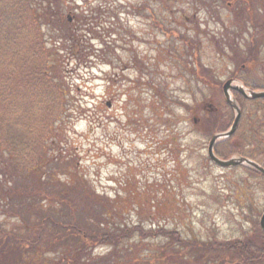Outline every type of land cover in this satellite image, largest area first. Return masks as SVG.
Returning a JSON list of instances; mask_svg holds the SVG:
<instances>
[{"label": "rangeland", "instance_id": "1", "mask_svg": "<svg viewBox=\"0 0 264 264\" xmlns=\"http://www.w3.org/2000/svg\"><path fill=\"white\" fill-rule=\"evenodd\" d=\"M68 2L65 19L91 11L96 16L99 8L118 21L111 18L112 25L105 27L112 35L104 27L95 29V38L85 35L76 54H71V45L64 40L62 52L68 60L64 76L71 93L65 115L56 125L55 143L47 142L45 161L50 160L45 170L65 185L55 183L54 187H62V195L66 191L68 195L59 205L50 187L51 211H64V221L74 217L97 227L106 220V227L127 230V234L135 231V237L122 238L113 250L133 247L141 232L159 227L201 239L213 234L233 238L248 229L243 216L249 209L242 210L238 201L247 205L252 200L262 212L264 178L250 176L243 166L213 163L206 156L211 136L193 121L190 109L195 108L201 118L219 121L215 133L226 130L225 125L229 128L235 111L224 106L228 104L221 88L228 74L210 77L211 68H238L243 78L237 83L247 86L255 78L264 85V40L258 47L251 35L233 33L240 23L237 18L247 16L240 3L227 0L225 6L212 5L211 16L196 7L195 21L191 0ZM247 3L251 15L264 12L256 3ZM236 6L240 8L237 18ZM219 19L226 20V36ZM256 47L261 50L256 60L246 59ZM234 98L238 103V97ZM202 101L201 107H195ZM209 101L218 113L204 110ZM240 112L229 145L264 164L260 140H264V100L244 102ZM22 128L11 127L3 137H17ZM59 151L61 156L54 158ZM0 221L7 229L21 225L9 215ZM163 241L156 237L146 242ZM111 247L95 245L93 254H107Z\"/></svg>", "mask_w": 264, "mask_h": 264}, {"label": "trees", "instance_id": "2", "mask_svg": "<svg viewBox=\"0 0 264 264\" xmlns=\"http://www.w3.org/2000/svg\"><path fill=\"white\" fill-rule=\"evenodd\" d=\"M210 1L196 0L198 9L208 6ZM250 1L264 10V0ZM68 3V0H0V217L9 215L18 218L21 224L7 229L0 221V264H264V232L258 219L263 211L252 200L247 205L238 201L242 210L245 206L249 209L246 217L243 216L249 226L236 237L220 238L213 234L205 239L196 235L186 238L177 230L159 227L152 232L138 230L141 235L137 244L125 250H113V247L124 237H135L134 230L127 234V230L106 227L109 225L104 224L106 220L99 221L97 227L74 217L64 221V211H51L50 187L56 191L55 201L59 205L66 202L68 195L67 191L61 193L65 185L45 170L50 160L45 161L47 142L55 143L59 131L56 125L65 115L71 93L64 76L68 69V60L62 52L64 40L70 43L71 54H76V46L81 48L85 35L95 38L96 28L107 30L105 27L118 21L113 15L99 12V8L96 16L91 11L65 19ZM236 3H240L247 16L237 18L240 23L234 26L233 33L240 37L251 35V41L255 38L259 47L264 40V12L257 17L252 10L250 15L247 0ZM109 30L107 34L112 35ZM234 44L239 46V42ZM260 51V48L252 50L246 59L256 60ZM199 78L203 80L202 76ZM238 99L242 108L244 102H258L264 97ZM195 104L201 107L204 103ZM190 109L193 121L199 123L208 137L214 134V125L219 121L201 118L195 108ZM11 127H23V130L17 131V137L4 138V131ZM229 143L227 138L216 144L217 156L246 155ZM238 166H243L250 176L264 178L252 167ZM55 183L62 187H54ZM156 237L164 241L146 242ZM99 244L110 245L112 249L95 256L93 249Z\"/></svg>", "mask_w": 264, "mask_h": 264}, {"label": "water", "instance_id": "3", "mask_svg": "<svg viewBox=\"0 0 264 264\" xmlns=\"http://www.w3.org/2000/svg\"><path fill=\"white\" fill-rule=\"evenodd\" d=\"M230 82L231 81L228 80L224 83L222 92L224 94L227 104L231 106L235 111L234 119H233V122H231L232 123L231 126L227 130L222 131L221 133L217 132L211 136L208 142V146H207V156L217 166L233 167L236 165L244 164L246 166H249V167H252L258 170L264 175V167H262L260 164H257V162L255 161L253 162V160L249 158H246L244 156H231L229 158L223 159V158L218 157L214 153V144L229 138L233 134V132H235L237 125L239 123L240 117H241L240 107L238 103L235 102L236 100L234 99L232 93L229 91V88L232 87L245 98H251V99L260 98L261 99L264 97V90H251V89L249 90V88L245 87L240 82H238L236 85H230ZM259 225L264 232V211L260 215Z\"/></svg>", "mask_w": 264, "mask_h": 264}, {"label": "flooded vegetation", "instance_id": "4", "mask_svg": "<svg viewBox=\"0 0 264 264\" xmlns=\"http://www.w3.org/2000/svg\"><path fill=\"white\" fill-rule=\"evenodd\" d=\"M225 2H227V0H211L210 1V4L208 5V6H205L204 8L202 7L201 9H198V7H200L197 3H196V0H191V4H192V9H194L193 10V20H195V21H198V19L196 18V7H197V9H198V11H202V10H204V12H207L208 14L210 13V6L212 7V5L214 6V8H217V7H219V6H221L222 4L225 6ZM231 2L233 3H236L237 2V0H229V4H231ZM238 6V5H237ZM236 6V7H237ZM237 9V11H236V13H234V14H236V16L238 17L239 16V11H240V9H238V7L236 8ZM210 16H211V14H209ZM251 15V14H250ZM237 17H235V18H237ZM240 21V20H239ZM218 24H220V25H222V29H223V31L225 32V30H226V20L224 19V20H222V19H219L218 21ZM249 25V24H248ZM224 32H222V33H224ZM226 36V35H225ZM226 38V37H225ZM240 45V44H239ZM239 47V46H238ZM239 68H244V64H241L240 66H239ZM209 76L211 77V76H214V75H218V74H228V77H227V79L223 82V84L221 85V88H222V91H223V85H224V83L226 82V81H231L230 82V85H236L237 84V81H239V79H241V78H243V75H241V72L238 70V68L237 69H232L231 67H228V69L227 68H223V70L222 69H219V70H217V69H214V68H211V69H209ZM241 75V76H240ZM215 77V76H214ZM213 77V78H214ZM257 80L258 79H253L252 80V83L249 81V82H246V84H247V86L246 87H248L249 89H256V88H258V89H264V85L263 84H261V83H257ZM241 81V80H240ZM242 82V81H241ZM217 85L218 86H220V83H217ZM229 91L232 93V95H234V96H236V97H240V96H242L238 91H236L235 89H233L232 87H230L229 88ZM224 95V94H223ZM243 97V96H242ZM226 102V101H225ZM226 104V103H225ZM238 105L240 106V104H239V101H238ZM241 108V107H240ZM204 110L205 111H207L208 113H212V112H214L215 110L216 111H218V107L216 106V105H214V103H212L211 101H209V103L207 102L205 105H204ZM232 110H233V108H232ZM233 119H234V117H233ZM233 119H232V122H233ZM232 124V123H231ZM230 124V125H231ZM230 127V126H229ZM226 129H228V128H226ZM237 132V130L235 131V132H233V135L235 134ZM213 135V134H212ZM211 135V136H212ZM232 135V136H233ZM211 138V137H210ZM210 140V139H209ZM216 144H218V143H216ZM216 144H214V152H215V146H216ZM215 154H216V152H215ZM235 153H233V155H234ZM217 155V154H216ZM247 158H249V157H247ZM251 159V158H250ZM238 166V165H237Z\"/></svg>", "mask_w": 264, "mask_h": 264}]
</instances>
